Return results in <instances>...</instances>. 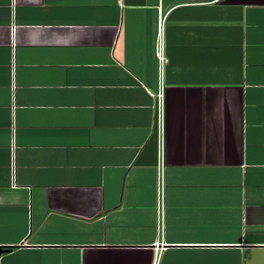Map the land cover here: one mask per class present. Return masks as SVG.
<instances>
[{"label": "crops", "instance_id": "0c3cea01", "mask_svg": "<svg viewBox=\"0 0 264 264\" xmlns=\"http://www.w3.org/2000/svg\"><path fill=\"white\" fill-rule=\"evenodd\" d=\"M0 249L264 264V0H0Z\"/></svg>", "mask_w": 264, "mask_h": 264}, {"label": "built area", "instance_id": "2783aa9c", "mask_svg": "<svg viewBox=\"0 0 264 264\" xmlns=\"http://www.w3.org/2000/svg\"><path fill=\"white\" fill-rule=\"evenodd\" d=\"M162 22V21H161ZM161 25H163V22L161 23ZM158 56H159V60L161 62V65L163 66L165 63H166V58L164 56V51H163V47H161L159 53H158Z\"/></svg>", "mask_w": 264, "mask_h": 264}, {"label": "water", "instance_id": "95a60500", "mask_svg": "<svg viewBox=\"0 0 264 264\" xmlns=\"http://www.w3.org/2000/svg\"><path fill=\"white\" fill-rule=\"evenodd\" d=\"M2 253H3V251H2V249H0V256L2 255Z\"/></svg>", "mask_w": 264, "mask_h": 264}]
</instances>
